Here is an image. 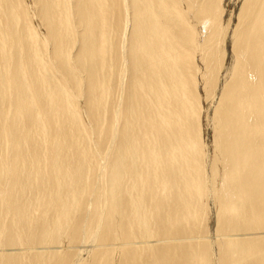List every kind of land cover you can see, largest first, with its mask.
<instances>
[{"label": "bare ground", "instance_id": "6f19581e", "mask_svg": "<svg viewBox=\"0 0 264 264\" xmlns=\"http://www.w3.org/2000/svg\"><path fill=\"white\" fill-rule=\"evenodd\" d=\"M0 264H264V0H0Z\"/></svg>", "mask_w": 264, "mask_h": 264}, {"label": "rangeland", "instance_id": "374dc122", "mask_svg": "<svg viewBox=\"0 0 264 264\" xmlns=\"http://www.w3.org/2000/svg\"><path fill=\"white\" fill-rule=\"evenodd\" d=\"M232 11H233V20H232V26H234V25H236V18H235V16L237 15V10L236 9H232ZM229 53H230V49L228 50V54H227V56L228 57H226V59L227 60H225V65H226V63L228 62V58H229ZM216 93H218V89H217V92ZM215 95H217V94H215ZM206 106H207V104H206V102L203 104V107H204V109H206ZM209 123V122H208ZM211 132V129H209V132H208V134H207V136L209 137V140H210V137H211V134L212 133H210Z\"/></svg>", "mask_w": 264, "mask_h": 264}]
</instances>
